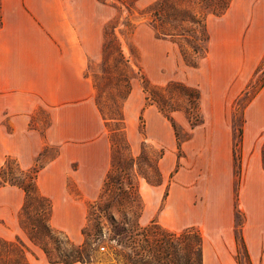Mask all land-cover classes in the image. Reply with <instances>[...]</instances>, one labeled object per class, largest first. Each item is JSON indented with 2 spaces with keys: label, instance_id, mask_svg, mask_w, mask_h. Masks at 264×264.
I'll return each mask as SVG.
<instances>
[{
  "label": "rangeland",
  "instance_id": "obj_1",
  "mask_svg": "<svg viewBox=\"0 0 264 264\" xmlns=\"http://www.w3.org/2000/svg\"><path fill=\"white\" fill-rule=\"evenodd\" d=\"M159 1L163 0H59V6L70 9L75 24L102 30L101 55L89 61L87 67L95 85V97L99 93L117 94L122 89L115 83L117 44L134 70L132 88L134 84L143 89L141 74H144L154 87L180 81L199 90L201 125L193 129L184 111L172 113L177 124L190 136L181 151L171 122L149 101V93L144 89L145 106L134 114L132 121H127L124 115L125 133L136 162L131 178L138 184L143 203L139 223L144 227L155 221L177 234L197 231L202 237L203 264H239L237 237L243 234L248 213L261 215L264 200L262 142L247 143L243 135L240 177L235 175L234 160L235 142L239 139L243 119L245 122V107L264 83L261 26L248 36L254 19L264 23V14L252 16L247 6L249 0H232L234 9H228L222 16L207 14L208 52L195 57L197 65L191 66L182 56V52L191 51L185 40L161 36L153 28L150 12ZM198 1L165 0V3L177 14L185 9L200 13ZM170 99L183 105L178 96ZM6 101V94L0 93V164L11 155L9 148L18 145L8 137L13 130V117L27 116L24 131L36 130L41 135L51 124L47 107L11 113L4 108ZM124 104L118 99L117 108L122 106L123 114ZM119 125L121 123L108 121L107 129ZM109 137L112 164L115 145L110 131ZM57 153L58 146H45L36 156L34 166H44ZM150 166L157 167L161 184L152 185L144 178V174L152 180L157 178ZM70 189L73 195H80L72 182ZM5 200L3 196L0 207L9 212L3 206ZM92 202L87 203L84 222L54 223V227L64 231L76 245H83L84 232H89L92 264H128L115 255L114 252L122 248L109 241L110 223L97 210L93 212ZM116 216L123 217L121 213ZM126 217L130 215L126 213ZM20 227L9 219H0V237L19 238L27 247L30 264H52ZM124 253L129 250L125 249ZM240 262L245 264L242 255Z\"/></svg>",
  "mask_w": 264,
  "mask_h": 264
},
{
  "label": "crops",
  "instance_id": "obj_2",
  "mask_svg": "<svg viewBox=\"0 0 264 264\" xmlns=\"http://www.w3.org/2000/svg\"><path fill=\"white\" fill-rule=\"evenodd\" d=\"M59 4V0H1L0 27V93L7 96L4 108L16 113L45 106L51 113V124L43 135L36 130L24 131L27 116L13 117L8 137L18 145L10 147L8 153L29 169L45 146H58L57 155L37 177L40 191L52 203L53 227L54 223L86 220L87 203L99 198L111 167L108 121L97 106L95 85L87 73L89 61L101 55L102 30L75 24L70 9ZM247 6L252 16L264 14V0H249ZM230 9H234V2ZM258 26L264 45L263 22L254 19L248 36ZM145 103V92L133 84L123 108L126 120L132 121ZM244 118L245 141L263 144L264 86L245 107ZM71 182L80 195L71 193ZM3 196V206L9 212L0 207V219L20 227L18 214L25 192L6 185L0 189V200ZM262 207L261 215L248 213L243 227L253 264H264V200ZM58 228L66 230L61 225Z\"/></svg>",
  "mask_w": 264,
  "mask_h": 264
},
{
  "label": "trees",
  "instance_id": "obj_3",
  "mask_svg": "<svg viewBox=\"0 0 264 264\" xmlns=\"http://www.w3.org/2000/svg\"><path fill=\"white\" fill-rule=\"evenodd\" d=\"M232 0H199L201 12L183 10L181 14L172 11L165 0L153 4L151 23L155 31L165 37H181L185 40L188 52H182L183 59L191 66H196L195 57L208 52L209 34L206 15L222 16L229 9ZM2 25L0 2V27ZM118 57L115 64V83L122 87L117 94L96 95L97 106L107 121L121 123L111 128L115 152L112 157L111 169L108 171L101 194L97 201L90 203V208L98 211L108 219L111 229L109 241H113L122 250L115 255L128 264H203L202 237L197 231L189 230L177 234L162 228L152 221L148 226H141L139 219L143 212V203L138 184L131 178L136 165L131 155L129 142L125 133L122 106L117 108V101L124 103L132 90V79L135 73L121 48L117 44ZM143 89L149 93V101L155 103L159 110L171 122L177 139V147L181 151L185 141L190 139L187 132L175 121L172 113L177 110L185 112L191 128L203 123L200 109L201 95L199 90L180 81H170L165 86L154 87L144 74H141ZM264 86V83L260 89ZM259 89V90H260ZM258 90V91H259ZM257 91V92H258ZM181 98L183 105L172 101V96ZM256 95V94H255ZM142 118V117H141ZM244 119L240 127L239 139L235 142L234 160L240 177L242 167V141ZM262 167L264 169V142L261 147ZM43 166L24 169L18 160L7 155L0 165V189L6 185L16 186L25 192V200L19 214L21 228L29 239L36 244L52 264H74L77 262L92 264L93 257L89 249L91 234L84 232L86 241L83 245L71 242L68 235L54 228L50 223L52 203L39 189L37 177ZM156 172L152 180L145 174L144 178L152 185L161 184V175L157 167L150 166ZM105 199V201H103ZM126 212H125V211ZM122 218L118 219L117 214ZM126 213L130 217H126ZM100 216V215H99ZM99 239V238H97ZM239 241V243H238ZM238 250L236 259L240 262L243 256L245 264H253L243 237H237ZM129 253H124V250ZM27 247L17 238L7 240L0 237V264H30L26 255Z\"/></svg>",
  "mask_w": 264,
  "mask_h": 264
}]
</instances>
